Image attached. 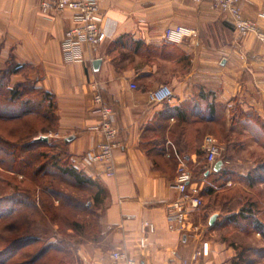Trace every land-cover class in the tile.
<instances>
[{
  "label": "crops",
  "instance_id": "obj_1",
  "mask_svg": "<svg viewBox=\"0 0 264 264\" xmlns=\"http://www.w3.org/2000/svg\"><path fill=\"white\" fill-rule=\"evenodd\" d=\"M41 1L0 0V69L12 59L25 68L9 82L30 79L53 97L57 123L50 136L103 188L99 232L81 241L74 264H113L110 254L116 250L139 264H242L234 246L209 232L200 212L190 216L184 231L169 229L167 205L177 192L175 168L167 163L180 157L174 147L187 138V129L221 121L232 107L248 129L264 130V40L255 32L240 38L231 20L208 2L98 0L107 38L84 46L83 63L67 62L61 38L73 24V12L45 16ZM239 7L264 31V0H239ZM178 26L194 29L196 36L169 42L166 32ZM95 84L115 112L121 146L113 153L114 176L82 161L102 141L95 130L100 122ZM162 84L174 98L148 103L147 93ZM172 130L179 133L171 135ZM183 152L197 168V153ZM196 251L201 257L193 260Z\"/></svg>",
  "mask_w": 264,
  "mask_h": 264
},
{
  "label": "rangeland",
  "instance_id": "obj_2",
  "mask_svg": "<svg viewBox=\"0 0 264 264\" xmlns=\"http://www.w3.org/2000/svg\"><path fill=\"white\" fill-rule=\"evenodd\" d=\"M14 87L8 75L0 76V264H74L81 241L99 232L104 193L98 203L92 198L94 190L79 186L55 167L42 165V152L59 153L60 160L66 155L55 146L54 137L48 136L49 147L33 144L54 132L55 116L39 108L36 97L30 112L8 116L13 112L5 98ZM230 110L221 121L214 119L203 123L202 129H187L185 141L181 144L177 139L174 147L180 157L167 166L177 171L179 165H185L206 191L199 216L209 224V232L234 246L242 264H264V130L258 126L248 129L242 115L233 107ZM206 116L210 120L211 113ZM207 135L224 148L217 161L221 163L218 176L211 175L212 168L204 159L202 143ZM30 145L34 149L26 153ZM185 150L197 153V168L183 155ZM34 170L38 176L32 178Z\"/></svg>",
  "mask_w": 264,
  "mask_h": 264
},
{
  "label": "built area",
  "instance_id": "obj_3",
  "mask_svg": "<svg viewBox=\"0 0 264 264\" xmlns=\"http://www.w3.org/2000/svg\"><path fill=\"white\" fill-rule=\"evenodd\" d=\"M195 4L209 1L222 14L232 22L235 33L239 37H245L250 32L264 40V31L257 28L256 23L243 16L239 0H192ZM40 10L45 16H52L64 11H72L73 24L67 28L61 38V47L64 60L67 62H80L84 60V46L96 47L103 43L107 34L102 27V13L98 0H42ZM194 29L178 26L166 32V39L172 43H181L185 38L194 37ZM131 85V88H135ZM93 100L97 105L100 122L95 130L101 133L102 141L97 145L96 151L86 153L82 157L83 163L88 166L101 165L108 176L115 175L113 153L120 148L118 130L114 126L115 112L108 106L101 95L98 86L93 89ZM174 98L172 89L167 84H162L147 93L150 104H163ZM50 136V134H49ZM224 148L213 136L207 135L202 143V151L206 163L214 170L218 158ZM173 187L177 197L167 205V224L170 230L182 232L190 225V216L200 211L202 207L201 186L194 181L192 172L185 166L179 165L173 180ZM149 231L154 227L145 223ZM196 227H193V229ZM146 237L140 238V246H145ZM110 257L113 264H139L129 257L125 251H112ZM201 257V251H196L193 260ZM186 264V262H184Z\"/></svg>",
  "mask_w": 264,
  "mask_h": 264
},
{
  "label": "trees",
  "instance_id": "obj_4",
  "mask_svg": "<svg viewBox=\"0 0 264 264\" xmlns=\"http://www.w3.org/2000/svg\"><path fill=\"white\" fill-rule=\"evenodd\" d=\"M137 45L138 44L135 42V51L137 49L136 47ZM24 68L25 66H19L18 64L14 63L12 59H9L6 62V66L3 69H0V76L3 75L5 77V75H8V80H9L12 74L20 73ZM35 97L40 99L39 104H38L39 108L45 109V112L47 114H51V117H52V114L53 116H55V113H54L55 103H54L53 97L44 89L36 87L35 82L27 78L22 81L16 82L15 87L9 90V97L5 98V102H6V105L8 104L7 107L11 108L13 113H11L12 115H8V116H21V115L24 116L27 112H30L31 109L34 107L35 102L33 101L34 100L33 98ZM24 98H27V100L25 101ZM14 109H16V111H13ZM23 110H25L26 112L20 113V115H17L18 112H22ZM0 116L2 115L0 114ZM56 123H57V119L55 116V126L52 128V131L56 130ZM48 130H51V129L48 128ZM33 144L42 145L43 147L51 146L49 145V141H46L43 139L35 140ZM55 146L62 148L64 150V148L58 143H56ZM33 149H34L33 145L32 147L31 145L27 146L25 149V152L26 153L32 152ZM64 152L66 153V155L61 160L59 159V153H56V154L50 153V152L40 153L39 157L43 159L42 165L44 166L45 164H48L51 167H55L57 170L61 172L62 175L69 177L79 186L86 187L89 189L91 188L92 190H94V192H92V196H93L92 198L96 202H98L99 200L98 197L101 194H103L102 186L96 181H94L93 179H91L90 177H88L84 172L78 170L74 166V164L71 162L69 154L65 150ZM30 165H31L30 163H26V166L30 167ZM46 175L47 173H45L44 178L46 177ZM211 175L218 176V175H221V172L220 171L215 172L212 170ZM36 176H38V174H37V171L34 170L31 173V177L34 178ZM43 184L45 185L46 182L43 181ZM204 192L206 191L202 190L201 192L202 203H203ZM202 207H203V204H202Z\"/></svg>",
  "mask_w": 264,
  "mask_h": 264
},
{
  "label": "water",
  "instance_id": "obj_5",
  "mask_svg": "<svg viewBox=\"0 0 264 264\" xmlns=\"http://www.w3.org/2000/svg\"><path fill=\"white\" fill-rule=\"evenodd\" d=\"M95 64L98 65V64H99V61H96ZM41 139H43V140H47L48 137H47V136H44V137H42ZM220 165H221V163H220V162H217V163L215 164L214 170H215V171H218L219 168H220Z\"/></svg>",
  "mask_w": 264,
  "mask_h": 264
}]
</instances>
